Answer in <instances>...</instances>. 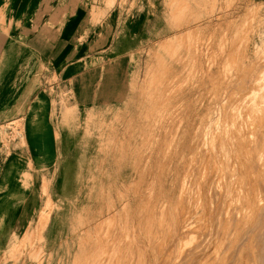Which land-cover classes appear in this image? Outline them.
Instances as JSON below:
<instances>
[{"label": "rangeland", "instance_id": "1", "mask_svg": "<svg viewBox=\"0 0 264 264\" xmlns=\"http://www.w3.org/2000/svg\"><path fill=\"white\" fill-rule=\"evenodd\" d=\"M83 1L90 15L101 9L99 20L73 58L50 59L34 94H54L58 116L36 114L34 101L0 108V264H137V256L171 264L169 209L185 176L199 170L193 159L204 149L207 107L217 115L264 74V58L242 66L236 44L245 35L230 25L250 0H218L210 27L195 24L207 0ZM253 1L260 7L250 31L264 14V0ZM227 39L231 52L221 50ZM13 234L19 240L11 245ZM149 235L164 243L155 252Z\"/></svg>", "mask_w": 264, "mask_h": 264}, {"label": "bare ground", "instance_id": "2", "mask_svg": "<svg viewBox=\"0 0 264 264\" xmlns=\"http://www.w3.org/2000/svg\"><path fill=\"white\" fill-rule=\"evenodd\" d=\"M207 1L206 6L196 10L195 24L210 27L218 0ZM259 7L250 0L244 14L230 22L245 35L236 44V49L240 44L243 67H248L252 59L260 61L264 58V14L258 16L260 22L256 30H249L254 21L252 14L257 13ZM228 11L221 18H226L230 14ZM193 28L189 26L190 31ZM233 42L224 40L221 50L233 51ZM211 64L214 62L210 61ZM242 74L253 77L256 73ZM209 76L213 77L214 72ZM254 78L256 88L244 92L235 103L222 105L217 115L211 113L210 106L207 107L206 115L210 118L203 133L204 149L197 150L199 157L195 155L193 159L199 170L196 178L192 172L185 176L176 203L169 209V217L174 219L170 228L175 227L172 240L176 253L171 264H264V74ZM223 83L230 87L238 85L237 80L227 83L224 79ZM45 97L49 98L36 100L37 107L33 111L36 114L37 110L43 111L54 121L62 109V102L51 93H46ZM46 142L42 141L39 147L44 151L36 161L39 166L46 160ZM4 148L6 143L0 146V152ZM35 149L32 151L38 153L39 149ZM46 166V171H53L48 164ZM190 180L194 185L192 188L187 186ZM18 240L15 234L11 235L10 244ZM149 243L154 252L164 244L152 235H149ZM12 257L8 256L6 261ZM104 258L107 261L114 255ZM117 258L128 259V256ZM141 258L137 256V264H142ZM154 260L158 261L157 255ZM89 264H102V259Z\"/></svg>", "mask_w": 264, "mask_h": 264}, {"label": "crops", "instance_id": "3", "mask_svg": "<svg viewBox=\"0 0 264 264\" xmlns=\"http://www.w3.org/2000/svg\"><path fill=\"white\" fill-rule=\"evenodd\" d=\"M94 8L90 15L83 0H0V44L7 38L0 45V108L36 102L50 59L73 58L82 49L83 35L99 20L101 9Z\"/></svg>", "mask_w": 264, "mask_h": 264}]
</instances>
